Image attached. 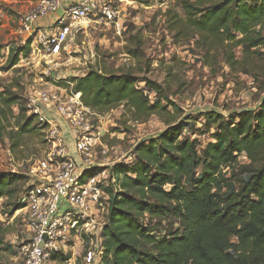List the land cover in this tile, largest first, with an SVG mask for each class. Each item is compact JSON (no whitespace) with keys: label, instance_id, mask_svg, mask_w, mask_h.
<instances>
[{"label":"trees","instance_id":"obj_1","mask_svg":"<svg viewBox=\"0 0 264 264\" xmlns=\"http://www.w3.org/2000/svg\"><path fill=\"white\" fill-rule=\"evenodd\" d=\"M179 8L182 17L171 13L170 30L197 37L209 62L220 58L230 69L246 74L262 66L264 70V0H182ZM238 48L241 59L234 53ZM29 50L30 40L10 65ZM67 82L95 114L124 106L134 121L156 116L167 127L134 147L130 165L110 168L115 183L104 189L108 214L98 264L109 259L110 264H264V97L257 111L234 117L201 113L206 132L212 133L211 141L199 148L196 140L182 139L188 123L176 124L177 107L169 101L163 105L161 99L151 103L132 75L90 70L59 85L68 87ZM143 83L162 97L159 85L148 79ZM14 106L19 112L13 117ZM20 108L17 95L0 92V126L12 128L14 119L13 146L23 135L41 131L34 117ZM240 157L247 164H240ZM235 172L241 177L239 188L232 185ZM22 179L0 174V199L10 196L11 186ZM22 207L18 204L15 210ZM145 217L148 224L143 223ZM167 219L177 222V228L157 236L151 222Z\"/></svg>","mask_w":264,"mask_h":264},{"label":"rangeland","instance_id":"obj_2","mask_svg":"<svg viewBox=\"0 0 264 264\" xmlns=\"http://www.w3.org/2000/svg\"><path fill=\"white\" fill-rule=\"evenodd\" d=\"M36 1L0 0V92L10 91L17 95L20 109L26 111L27 117L33 89H49L50 85L81 77L90 70L114 75L130 74L136 80V87L143 89L151 103L161 99L163 105H168L169 101L177 107L176 124L188 123L182 139L196 140L201 148L211 141L212 133L206 132L201 113L216 111L225 118L234 117L242 111H257L264 97L263 66L259 68L261 72L257 70L246 74L238 69H230L220 58L209 62V57H204L197 44V37L191 38L186 33L180 36L176 30H170L171 13H178L182 17L179 8L182 0H108L118 11L119 30L113 23H91L76 35L67 49L68 54L43 58L37 53L23 52L19 54L17 64L11 66L19 50L35 38L34 32L31 35L23 32L21 20ZM37 27L43 28L44 25ZM234 53L237 59H241L240 48L235 49ZM143 79L159 85L163 90L162 97L149 92ZM169 109L172 111L170 105ZM12 111L13 117L17 116L18 106H14ZM44 113L48 114L46 111ZM89 123L99 133L96 152L101 147L108 150V159L104 162L106 166L101 168L106 179L111 166L130 163L129 158H134L133 149L138 143L158 136L167 128L156 116H151L145 122L132 120L124 106L103 114L94 113ZM10 126L12 128L0 126V174L22 176L24 179L11 186L10 196L0 199V225L3 228L0 264H24L21 249L27 244L29 235L24 211L15 210V207L21 204L28 187L29 167L44 159L51 146L40 130L23 135L17 146H13L12 139L16 132L14 119L10 120ZM72 144L69 138H64L63 145L77 162L78 155ZM238 162L247 164L242 157ZM235 174L232 185L239 188L241 177L237 172ZM109 180L106 183L112 185ZM98 216L100 223H106L105 210L100 208ZM143 220L144 224H148L147 217ZM150 227L159 236L177 228V222L153 220ZM70 239L63 255L54 257L49 264H88L84 259L87 251L100 245V239H97V244L82 235ZM110 263V259L103 262Z\"/></svg>","mask_w":264,"mask_h":264},{"label":"built area","instance_id":"obj_3","mask_svg":"<svg viewBox=\"0 0 264 264\" xmlns=\"http://www.w3.org/2000/svg\"><path fill=\"white\" fill-rule=\"evenodd\" d=\"M117 19L118 11L108 0H37L24 14L21 25L28 35L34 32L30 54L57 58L68 54L67 49L82 28L103 21L115 24L119 30ZM44 20L47 24L37 27ZM35 84L38 86L36 81ZM66 84L68 87L56 83L49 89H33L28 104L27 114L34 117V124L45 134L51 150L27 172L29 184L21 200L29 235L21 249L24 264H49L54 257L63 255L71 237L82 235L97 243L105 225L100 223L98 212L101 208L108 214L109 196L104 189L111 185L106 183L108 179L115 183L114 177L106 179L101 170L106 166L108 150L101 147L96 152L99 133L89 123L94 113L82 105L81 94L74 92L73 85ZM64 138L72 141L77 162L63 145ZM129 159L131 164L133 159ZM86 172L92 175L86 177ZM102 253L99 245L89 249L84 259L88 264H98Z\"/></svg>","mask_w":264,"mask_h":264},{"label":"crops","instance_id":"obj_4","mask_svg":"<svg viewBox=\"0 0 264 264\" xmlns=\"http://www.w3.org/2000/svg\"><path fill=\"white\" fill-rule=\"evenodd\" d=\"M74 1H76V0H68V2H74ZM45 23H47V20H44V21L39 22L38 25L39 24L40 25H45Z\"/></svg>","mask_w":264,"mask_h":264},{"label":"water","instance_id":"obj_5","mask_svg":"<svg viewBox=\"0 0 264 264\" xmlns=\"http://www.w3.org/2000/svg\"><path fill=\"white\" fill-rule=\"evenodd\" d=\"M58 15H61V11L58 12Z\"/></svg>","mask_w":264,"mask_h":264}]
</instances>
